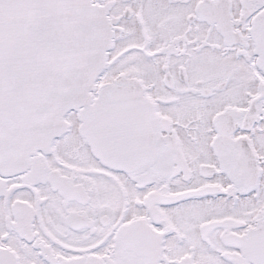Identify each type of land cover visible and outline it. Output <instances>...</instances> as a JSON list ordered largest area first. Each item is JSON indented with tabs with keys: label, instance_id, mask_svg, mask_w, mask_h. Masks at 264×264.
<instances>
[{
	"label": "snow or ice",
	"instance_id": "6c2138e0",
	"mask_svg": "<svg viewBox=\"0 0 264 264\" xmlns=\"http://www.w3.org/2000/svg\"><path fill=\"white\" fill-rule=\"evenodd\" d=\"M0 264H264V0H0Z\"/></svg>",
	"mask_w": 264,
	"mask_h": 264
}]
</instances>
